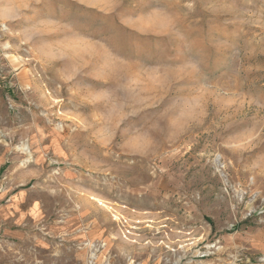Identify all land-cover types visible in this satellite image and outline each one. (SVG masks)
Returning a JSON list of instances; mask_svg holds the SVG:
<instances>
[{
    "label": "rangeland",
    "instance_id": "374dc122",
    "mask_svg": "<svg viewBox=\"0 0 264 264\" xmlns=\"http://www.w3.org/2000/svg\"><path fill=\"white\" fill-rule=\"evenodd\" d=\"M0 264H264V0H0Z\"/></svg>",
    "mask_w": 264,
    "mask_h": 264
}]
</instances>
